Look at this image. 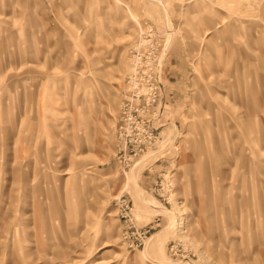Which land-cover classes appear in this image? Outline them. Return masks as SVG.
<instances>
[{
  "label": "rangeland",
  "instance_id": "374dc122",
  "mask_svg": "<svg viewBox=\"0 0 264 264\" xmlns=\"http://www.w3.org/2000/svg\"><path fill=\"white\" fill-rule=\"evenodd\" d=\"M0 264H264V0H0Z\"/></svg>",
  "mask_w": 264,
  "mask_h": 264
},
{
  "label": "built area",
  "instance_id": "2783aa9c",
  "mask_svg": "<svg viewBox=\"0 0 264 264\" xmlns=\"http://www.w3.org/2000/svg\"><path fill=\"white\" fill-rule=\"evenodd\" d=\"M116 209H119V208H123V209H125V207H124V202L123 201H120V200H118L117 202H116Z\"/></svg>",
  "mask_w": 264,
  "mask_h": 264
}]
</instances>
